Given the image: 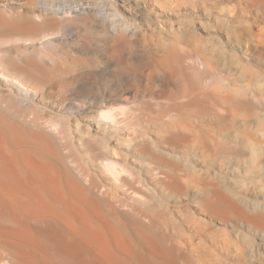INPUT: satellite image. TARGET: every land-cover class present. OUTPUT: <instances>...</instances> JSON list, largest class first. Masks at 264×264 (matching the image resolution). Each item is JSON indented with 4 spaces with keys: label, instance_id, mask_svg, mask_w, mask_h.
I'll list each match as a JSON object with an SVG mask.
<instances>
[{
    "label": "bare ground",
    "instance_id": "1",
    "mask_svg": "<svg viewBox=\"0 0 264 264\" xmlns=\"http://www.w3.org/2000/svg\"><path fill=\"white\" fill-rule=\"evenodd\" d=\"M128 1L0 0V29L7 33L0 39V46H16L13 50L16 55L14 63L6 60L0 51V99L7 101V105L2 106L0 100V247L6 252L5 257L0 256V264H41L40 252L43 247L40 240H44L54 252L77 264H101L99 259L94 258V251L82 246L83 242H94V238L95 251H99L100 258L110 264H178L172 254V248L166 246L159 231L137 223L132 226L131 223L126 224L131 226L130 229L134 233L132 237L131 231L126 230L128 227L125 228V225L111 220L102 207H97L95 200L88 198L73 180L74 177L65 179L63 174H55L57 171L54 173L52 170V160L49 161L51 158H57L54 156L57 152L55 143H84L87 139L85 136H100L101 142H107L125 131L129 133L126 138L128 143L129 140L137 139H131L130 136L134 133L146 139L148 135L144 133L145 130L137 127L138 124H133L129 117L139 106L140 100L147 98L153 105L162 107L164 100L174 96L181 99L190 89L188 82L174 69L176 66L171 65L173 59L167 50L169 48H166L167 45L159 44L157 46L160 48L152 52L150 46L154 41L149 46V42L142 40V34L146 31L143 26L132 25L133 23L125 20L124 13L116 3H123L122 8L126 6L129 9L127 14L130 15L133 11L131 5H126ZM207 1L192 0V9H182L177 4L168 2L167 12H158L155 9H151V12L157 19L192 14L197 19L204 18L209 21L210 16L215 22L213 30L211 29L210 42L212 52H219V56L215 55V62L204 59L205 55L204 58H196L193 66L196 72L204 74L207 85L216 88V94L217 90H220V95H217L221 99L224 96L238 108V112L235 111L237 113H234L228 122L229 126H239L243 131L241 134L236 132L233 140L229 138L238 149L211 155L201 147V150L193 155L203 162L213 160L214 157L222 162H249L250 167H247L246 172L253 176L257 172H264V153L262 150V153L260 152V145L264 149V0H226L227 4L222 7V11L217 10L214 14L209 13ZM238 22H244L243 26H239ZM157 26L156 29H159ZM208 28L210 30L211 27ZM171 34L173 42L177 44L189 39H198L194 27L187 23L177 33ZM158 39L163 38L161 36ZM178 47L179 45L176 46ZM226 47L229 53L226 52ZM16 49L18 53L15 52ZM209 53L206 56L211 55V52ZM228 58L238 70L241 80L234 79L237 84L215 80L217 65L220 61H228ZM221 67L223 69V66ZM249 68L259 69L261 73L255 72L257 79L252 80L254 77H250V80H247L248 73H251ZM226 69L230 72V65ZM139 79L146 81L143 89L139 85ZM160 81L167 87L174 84L177 91L171 92L167 89L168 91L164 90L158 94L152 93V85L155 87L154 84ZM245 90H249L246 99ZM183 103L190 104L191 100ZM256 103L261 106L258 111L262 115L258 118L253 115ZM10 104L25 111L35 110L39 106L45 109L50 106L59 117L39 121L27 116L24 123L35 126L32 129L39 127V130H26L25 125L8 117ZM230 113L229 111L227 115ZM64 126L69 128L67 135L62 132ZM69 126H74L78 131L77 137L73 136V128ZM187 131L197 133L211 130L197 124L195 127L191 125ZM218 137L225 138L223 135ZM25 146L29 147L30 151H14ZM106 162L102 169L112 177L132 174L133 168L125 165L117 167V163ZM76 169L78 170L77 167ZM33 181H37L41 190L24 192L30 191L26 189V184H33ZM239 182L241 184V181ZM11 195L25 196L43 205V210L42 207L39 212L35 210L38 215L35 214L34 218L38 219V224L30 227L19 220L17 214L21 206L10 197ZM236 197L254 218L260 221L264 219V206L260 202L248 200L243 195ZM55 205H62L63 213L56 211ZM26 209L25 215L29 214L31 208L27 211ZM3 220H7L9 226H4L5 223L2 226ZM88 224L95 225V229L85 232ZM252 228L256 238L264 242V227L254 225ZM179 243V247H182V243ZM111 246H115L121 254V262H115Z\"/></svg>",
    "mask_w": 264,
    "mask_h": 264
},
{
    "label": "rangeland",
    "instance_id": "2",
    "mask_svg": "<svg viewBox=\"0 0 264 264\" xmlns=\"http://www.w3.org/2000/svg\"><path fill=\"white\" fill-rule=\"evenodd\" d=\"M153 2L155 3L154 6ZM168 2L170 4H177L182 9L193 8L191 6L192 0H143V2L142 0H129L126 5H131V10L133 11L129 15L127 14L129 9L126 6L122 8L123 3L117 2L116 5L124 13L125 20L128 23L143 26V29L146 31L142 34V40L144 39V42H149V46L154 41L150 46L152 52L160 48L159 46H169H166V48L171 49V51L167 49L173 59L171 65L173 67L176 66L177 68L175 67L174 69L188 82L189 91L181 99L174 96L173 98H168L167 101L164 100L162 107L155 106L147 98L142 97L146 101L141 99L139 106L133 111L135 113L132 112L129 117L133 124H138L139 126L137 127L145 130L144 133L148 135L146 139H142V136H137L134 133L130 137L131 139H137L135 141L129 140L128 143L126 138L129 133L122 131L107 142H101L102 138L100 136L96 138L93 136H85L87 139L84 143H74L73 145L72 143L60 145L55 143L57 152L54 156H57V158H51L49 160H52V170L54 173L57 171L55 174H63L62 176L65 179L67 177V179L74 177L73 180L81 187L88 198L95 200V204L98 205L97 207H102L111 220L120 225H125V228L128 227L126 230L129 229L131 231L130 227L132 224L134 223L133 225H136L137 223L148 227L150 226L156 231H159L166 246L172 248V254L178 264H264V242L259 241L251 230L254 225H262L264 227V219L260 221V219L254 218L245 207L243 208V204L241 205L236 197V195H243L248 200H257L264 206V172H257L256 175L252 176L251 173L247 174L246 172L247 167H250L249 162H222L216 160L215 157H212L213 160L203 162L193 155L194 152H199L201 147H204L206 151L208 150L207 152L211 153V155L229 153L238 149L237 146H234L229 141V138L233 140L236 132L241 134L243 131L239 126H235L234 128L229 126L228 122L229 118L238 112V108L230 100L224 98V96L221 99L217 95H220V90H217L218 93L216 94V88L212 85H207L203 78L204 74L196 72L193 66L196 58H204L205 55L204 59L215 62V55L219 56V52L218 54L212 52V44L210 42L211 29L213 30L215 22H213L210 16L209 21L204 18L202 20L197 19L192 14L182 15L181 17H169L167 19L155 18L152 15L151 9H155L158 12H167L169 10ZM226 4V0H208L206 6L209 9V13L214 14L217 10L218 12L222 11V7L224 8ZM135 11L138 13L135 14ZM179 20L183 21L179 22ZM184 21L194 27L198 39H189V41L187 40L177 44L173 42V34L171 33H177L185 24ZM176 22L178 23L176 24ZM238 23H240L239 26H243L244 22ZM152 24L153 26H151ZM118 25L120 24L118 23ZM156 26L159 29H156ZM205 27L207 30L209 29L208 27L211 28L207 31L204 29ZM172 28L174 29L172 30ZM202 28L203 30H201ZM2 30L0 29V39L7 34ZM159 31L164 35H160ZM145 32L147 33L145 34ZM156 35L158 38L162 36L163 39H158ZM145 36L147 39L144 38ZM164 37L170 39L166 40L167 38L165 39ZM200 42L201 44H198ZM178 45L179 47L176 48ZM15 48L16 46L14 45L0 46L2 55L11 63H14L16 56L13 53ZM179 48L180 50H178ZM225 49L227 52L228 47ZM17 51L16 49L15 52L18 53ZM184 51L186 52L184 53ZM209 52H211V55H209ZM207 53H209V56H206ZM220 63H217L218 68H216L215 80H224L237 84L235 80L240 81L241 79L234 64L229 61V58L228 61H220ZM222 63L224 64L222 65ZM229 65L230 72L228 71L229 69H226ZM221 66H223L224 70ZM248 71L251 73H248L249 77L247 80H250V77L251 79L254 77L252 80H255V72H260L258 68H249ZM237 77L238 79H236ZM139 85L143 89L144 85L146 86V81L139 79ZM154 86L152 85L151 88L153 89L151 92L154 94L164 92L167 89L171 92L177 91L175 90L174 84L167 87L161 81L156 82ZM246 88L238 89L243 90ZM261 90L263 91V88ZM212 91L215 92L213 93ZM246 91H244V96L247 97L244 98L242 96V99L248 98L249 90ZM166 95L169 96L168 93ZM188 99L191 100V103L185 105L183 102ZM0 100L2 101V106L7 105V101ZM256 105L253 115L258 118L262 115L258 111L261 106L258 103ZM229 111L231 115H227ZM7 113L10 119H14L18 123L20 122L25 125L26 130L35 127L31 124L30 127L24 123V120H27V116H32L39 121L50 120L51 118L57 119L59 117L56 111L52 110L50 106H47L46 109L45 107L39 106L35 110L25 111L10 104ZM197 124H202L211 131H198L197 133L187 131V129L191 128V125L195 127ZM69 127L73 128L72 132H75H73V136H78V131L75 130V127ZM67 128L68 126H64L62 131L65 135L68 134ZM32 130H39V127ZM219 135H223L225 138L220 139L218 137ZM114 141L116 144L113 143ZM260 148V152L262 150L264 153L261 145ZM22 150L24 152L25 150L30 151V148L25 146L14 151ZM262 157L263 154L261 155ZM106 161L108 163L113 162V164L117 163V167L125 165L133 168L132 174L112 177L102 169V165ZM107 162L106 164H108ZM55 167L57 169L59 168L58 170L60 171L58 172ZM239 181H241V184L243 183L242 186ZM33 182V184H26V189L28 191L30 190L29 192L24 191L25 189L23 191L26 193L40 191L41 186H39L37 181ZM47 184L49 185L50 183ZM256 194L258 195L257 197ZM10 197L21 206V210L17 214L21 222L27 223L30 227L38 224V219L34 217L35 214L38 215V212L43 210L41 203H37L31 198L20 195H11ZM25 208H31L29 214H27L28 216L25 215ZM54 208L60 213L64 211L62 205H55ZM36 209L38 212L35 211ZM130 223L131 226H126V224L129 225ZM1 225L9 226V222L3 220L1 221ZM87 226L85 232L95 229V225L93 224H88ZM129 230L127 231L130 232ZM132 234L134 233L131 231V236ZM2 238L5 239L4 237ZM43 241L40 240V245L43 247L40 252L41 264H77L54 252ZM179 242L182 243V247H179ZM82 246L85 249L89 248L88 250L92 252L94 251V258L99 259L101 264H110L109 261L106 262L100 258L101 253L99 251H95V238L94 242H83ZM111 253L114 256L115 262H121L122 256L116 250L115 246H111ZM0 256H6L5 249L2 247H0Z\"/></svg>",
    "mask_w": 264,
    "mask_h": 264
}]
</instances>
